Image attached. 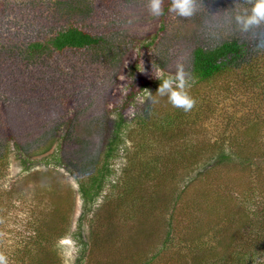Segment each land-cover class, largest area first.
Instances as JSON below:
<instances>
[{
  "label": "rangeland",
  "instance_id": "rangeland-1",
  "mask_svg": "<svg viewBox=\"0 0 264 264\" xmlns=\"http://www.w3.org/2000/svg\"><path fill=\"white\" fill-rule=\"evenodd\" d=\"M65 1L76 4L73 17L83 18L95 31L110 28L121 60L106 67L97 59L102 53L85 49L67 56L53 53L43 64L26 62L16 38L23 37L19 30ZM206 1L215 7L203 8ZM17 2L25 6L24 13L8 10ZM233 2L197 0L195 13L184 23L165 6L164 15L150 16L146 0H0L2 80L11 87L30 77L44 78L37 85L53 94L50 106L17 114L15 132L23 134L25 148L10 142L6 149L7 129L0 127V255L7 264L17 262V249L36 237L46 219L56 232L60 223L69 222L63 236L53 234V240L45 241L61 264H264V48L254 45L245 63L230 66L203 86L186 76L195 103L181 118H169L177 108L155 92L158 70L174 76L180 64L186 73L192 44L202 36L210 45L250 31L262 32L264 39V24L242 32L231 21ZM247 6L237 0L236 8ZM32 14L37 16L31 20ZM47 22L42 18L38 25L45 28ZM104 76L114 79L111 98ZM3 90L0 114H12L19 98L12 104ZM74 112L78 121L66 128L63 122ZM254 121L259 124L250 128ZM40 132L44 137L37 142ZM220 148L232 157L206 170L208 151L203 149L215 154ZM37 171L52 174L43 175V181L26 178ZM202 184H219L233 203L193 215L190 207L199 202L192 201L200 198L192 189ZM172 186L183 189L175 205ZM82 187L90 197L86 203ZM171 205L174 214L184 206L188 210L176 213L166 241ZM186 220L203 224L184 241ZM32 256L24 255L25 261Z\"/></svg>",
  "mask_w": 264,
  "mask_h": 264
},
{
  "label": "trees",
  "instance_id": "trees-1",
  "mask_svg": "<svg viewBox=\"0 0 264 264\" xmlns=\"http://www.w3.org/2000/svg\"><path fill=\"white\" fill-rule=\"evenodd\" d=\"M81 1V0H80ZM221 5L225 0H218ZM216 0V2H218ZM245 5L249 4V0H241ZM206 3V4H205ZM204 3L203 8H213L215 7L212 5L211 1H206ZM167 4L164 6L167 9ZM25 6H22L19 2L13 3L9 7V11L13 12L14 14H21L24 13L22 11ZM77 7L76 4H70L68 1H65V3H58L54 7L51 15L48 14L42 17L44 20L48 21L45 25V28L40 25H38L39 21L42 20L41 15L40 18L34 17L37 16L36 14H32L30 19L36 18L37 20L35 23H30L28 27L20 29L19 31L22 33L23 37L16 36L17 41L19 42V45L21 46L22 53L25 56L26 62L31 64H43L44 60L48 58L53 53H62L64 56H67L69 53L72 52H81L85 49H91L96 50L97 52L102 53L103 56L97 57V59H100L98 61L103 62L106 67L108 65L113 63V60H121V52L118 51L117 46L115 44L114 39L112 40L110 37V28L107 33L102 32L101 30L95 31V28L91 24H84L82 22L83 18H74L73 13L74 10ZM200 6H197V11L199 10ZM80 9V8H77ZM208 9V8H207ZM235 9H232V12ZM200 13L203 15V10H199ZM78 12L84 13L82 10H79ZM87 10H85V13ZM221 13V10H219ZM26 14V13H25ZM54 14H59L61 18L54 17ZM83 15V14H80ZM168 17V16H167ZM166 17V18H167ZM54 18L59 22H54ZM176 18V17H175ZM176 19L180 20L181 22H186L187 18L184 17H177ZM196 22V20H195ZM48 23H50L51 30H49ZM181 26H184L182 24ZM189 28V27H187ZM117 29V26H116ZM118 31V30H117ZM117 31L114 33L116 34ZM21 39V40H20ZM258 39H262V32L258 31L256 32H249L248 36L238 34L236 36H227L224 39L219 40L218 42L214 44H207L205 38L202 36L198 42L192 44L191 48V58L189 62V66L187 68V72L185 73L188 79L190 78L193 83H200L202 86L203 84H207L212 79H214L219 74L223 73L226 69H229L230 66H238L241 63H245V60L247 57H250L251 48L256 45V42ZM1 43V42H0ZM102 58V59H101ZM104 58V59H103ZM37 67V66H35ZM38 68V67H37ZM28 73L27 75H30ZM119 75V69L118 72L114 74L115 77ZM22 76V75H20ZM1 73H0V92L1 90L5 89L10 94V99L12 104L17 103L19 98V105H16V109L13 108L14 113H1L0 114V127L3 126L6 128V135H5V141L6 145L5 148H9L10 142L14 147L18 148H25V142L23 140V134L17 135L15 132L14 125L18 121L17 114L23 115L25 112H28L29 110H33L35 107L38 109H41V107H45L47 105H51V102L53 100V94L51 92L48 93V90L45 88L40 87V85H37V82L42 83L44 82V78H40V81H35V77H30L26 80V84L22 81L16 82L14 86L10 87V82H7L5 80H2ZM104 80L106 83L109 84L108 87V93L109 98L112 97V89L114 88L113 80L109 77L104 76ZM110 79V80H108ZM42 81V82H41ZM105 83V84H106ZM43 84V83H42ZM10 87V88H9ZM44 89V90H43ZM4 91V90H3ZM198 92V91H197ZM7 93V92H6ZM199 93V92H198ZM68 96V95H67ZM69 97V96H68ZM11 104V105H12ZM22 107H24L22 109ZM6 112L10 109H6L2 107ZM25 109V110H24ZM28 109V110H27ZM22 111V112H21ZM188 112V111H187ZM187 112L183 111L182 109L177 108L176 111L173 114H169L168 117H175L177 116L181 118L182 114L185 116ZM74 112L71 116H68L65 121L63 122L65 124L66 128H72L74 127L73 123L77 122V114ZM198 117L199 112L196 114ZM17 116V117H16ZM3 117V118H2ZM200 118V117H199ZM77 120V121H76ZM142 122L145 121V118H141ZM122 120L120 119L118 121V127L116 125L114 134L111 135L110 143L112 144V141H114L117 137L119 125H121ZM259 124L258 121H254L249 125L250 128H256V126ZM105 125L108 127V119L105 120ZM67 132V129L65 130ZM38 138L36 141L38 142L39 139L43 136V132L37 133ZM112 146L109 145L108 151L110 150ZM203 151H208L207 155V162H204L205 169L213 168L215 165L222 163L224 160L230 159L232 156V152L225 151L223 148H220L219 152L213 153L212 149L207 150L203 149ZM3 158L2 152H0V160ZM246 159V158H244ZM215 163V164H214ZM2 166V165H0ZM152 171V168H149L148 173ZM146 175H149V174ZM220 173V172H219ZM52 174L50 171H37L33 172L31 174H26L27 177H32V179H40L43 175L51 176ZM216 177H220V174ZM25 178V179H26ZM41 184V182H40ZM171 185V184H169ZM100 184L97 185L96 190L92 192L91 197L94 198L98 194V191L100 189ZM216 187V188H215ZM213 187H208L204 184L201 185V187L193 188V195H198L200 200L197 201L194 200L192 202H199L196 207H190L192 208V214L196 215H202L206 212L212 211L214 212V209L220 205V203L223 204V206L226 204V209L229 207L230 203H233L231 200V197H229L227 194H225L222 190V188L218 185ZM174 189V193L173 192ZM171 196L170 200L173 201V204L175 205L178 200H180V197L183 193V189H181L179 192H177V188L175 186H172L171 188ZM82 198L84 200V203L88 200L87 198H90L87 194V190L82 187ZM191 202V201H189ZM174 205H171V211L168 213L167 220L165 222V226L167 227V231L165 233V239L166 241L170 240L171 231L173 229V224L177 222V215L176 213L178 211H182V209L188 210L187 207H181L177 209L176 213ZM184 213V212H183ZM190 214V213H189ZM67 219V217L65 216ZM198 218V217H197ZM65 222V221H63ZM198 222V223H197ZM56 223V222H55ZM69 222L66 220L65 223H60V226L58 228V232H56V228L54 227L55 224L51 222V220L46 219L45 223L42 222L41 226L44 227L43 229H39L38 233L36 234V237L34 239H31V241H28V244L17 249L19 250L17 253V262L15 264H61V260L58 257V254L56 253V250H49L45 246V241L47 242L49 239L53 240L55 238L53 234L56 237L63 236L64 233L68 231ZM203 223H200L198 220L190 221L186 220L184 223L185 225H188V230L183 234L182 239L186 241L187 239H191L194 234H192V231L199 228L200 225ZM189 225H191L189 227ZM203 233H197L198 235ZM170 235V236H169ZM254 239V238H253ZM44 242V243H43ZM30 243L36 244L35 248L30 247ZM41 253V254H40ZM57 255H56V254ZM32 258L30 260L27 259V262L25 261L24 255H32ZM18 259L20 262H18Z\"/></svg>",
  "mask_w": 264,
  "mask_h": 264
},
{
  "label": "clouds",
  "instance_id": "clouds-1",
  "mask_svg": "<svg viewBox=\"0 0 264 264\" xmlns=\"http://www.w3.org/2000/svg\"><path fill=\"white\" fill-rule=\"evenodd\" d=\"M197 0H168L167 12L176 17H191L196 11ZM165 0H146L147 11L152 17H159L165 14ZM237 0L233 2L235 9L231 16V21L238 26L242 32H247L253 27H259L264 24V0H249L246 8H236ZM257 48H264V39H258ZM160 81L155 92L160 96H166L168 102L179 109L189 111L195 100L192 98L186 88L187 77L183 66L178 64L175 69V75L165 76L162 70H158L155 75ZM0 264H7V258L0 255Z\"/></svg>",
  "mask_w": 264,
  "mask_h": 264
}]
</instances>
